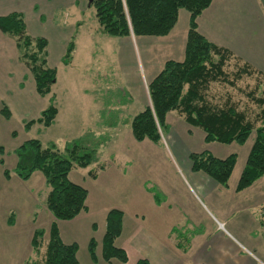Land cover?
Wrapping results in <instances>:
<instances>
[{"label": "rangeland", "instance_id": "374dc122", "mask_svg": "<svg viewBox=\"0 0 264 264\" xmlns=\"http://www.w3.org/2000/svg\"><path fill=\"white\" fill-rule=\"evenodd\" d=\"M75 18L79 19L75 22V28L78 21L81 27L77 28L70 40L75 43L71 65L65 66L62 62L66 51L61 56L57 49L52 52V58L55 57L59 62L52 64V68L57 69V81L50 95H38L34 78L20 61L19 53L11 80L1 81L0 84L1 90L11 88L7 97L0 94V111L6 104L12 112L10 120L0 116V148L4 152L3 156L0 154V160L5 161L4 166L0 165V264L43 260L45 248L37 256L31 247V240L34 231L42 228L47 232L45 243L48 241L49 228L53 222L46 205L49 188L40 172H35L29 181H22L14 172L18 161L16 149L33 139L39 140L43 147L54 143L60 151L75 140H80L83 146L97 148L96 164L88 169L75 167L70 173V180L89 193L86 202L89 213L82 214L75 224L61 223L65 243H77L79 247L78 259L81 264H95L88 253L92 238L98 242L99 264H108L102 259V239L106 230V217L112 209H122L129 216L140 206L148 210L147 221L142 228L131 220L127 221L126 235L133 229L151 231L154 221H158L161 228L174 226L178 230L176 233L184 232L189 236L210 226L211 233L216 228L210 241L217 236L220 238L217 214L207 207L196 205L184 186V170L191 165L189 155L204 151L219 159L237 155V164L229 181L230 191L222 196L225 207L231 206V214H234L227 230L240 240L252 239L256 245L255 248L250 247V251L258 258L259 264L264 263V204L256 212L253 208L244 210L239 205L248 204L255 194L235 193L255 135L243 146L236 143L208 144L201 129L188 125L181 113L172 112L167 117L169 131L162 133L160 146L150 141L136 142L131 122L146 106L151 105L149 84L163 69L166 61H181L183 58L169 56L166 46L157 45L162 41L161 37L116 38L103 33L91 0H81ZM179 26L182 27V23L179 22ZM50 56L49 65L53 63ZM241 67L234 60L227 64L225 72L230 80L235 79ZM263 87L264 81L260 76L244 74L236 81L235 87L222 82L210 84L205 97L216 108L225 107L228 103L235 104L238 110L259 126L257 115L261 108L247 94L254 92L255 96H259ZM52 97L59 109L55 123L51 127L35 124L25 131V124L37 120L50 105ZM13 133L17 136H12ZM6 170L11 174L10 180L4 177ZM91 170L97 173V180L89 176ZM147 189L156 190L161 196L162 203L158 205L162 206L157 213L149 210V199L145 196V205L142 204V194L145 191L150 193ZM256 190L258 202L264 200V180ZM150 194L154 199L153 194ZM249 194L251 196H247ZM212 195L218 196L217 193ZM155 214L157 218L154 220ZM195 215L201 217V227L193 226ZM187 218V222L192 225H183ZM94 224L96 231L93 230ZM222 232L226 240H232L230 233ZM123 240L122 237L116 244L119 246ZM130 253L135 259L136 255ZM247 255L250 257V254ZM113 264L120 263L113 261Z\"/></svg>", "mask_w": 264, "mask_h": 264}, {"label": "trees", "instance_id": "16d2710c", "mask_svg": "<svg viewBox=\"0 0 264 264\" xmlns=\"http://www.w3.org/2000/svg\"><path fill=\"white\" fill-rule=\"evenodd\" d=\"M213 0H92L95 17L103 33L111 37H166L176 27L179 13L185 10L190 14L185 57L183 61L168 60L163 69L148 86L151 105L146 106L131 122L133 138L136 142L150 141L160 146L162 133H168L167 117L172 112H179L185 117L188 125L201 129L206 143L245 145L254 134L255 139L249 151L245 167L240 175L236 192L252 187L264 177V87L260 95L249 92L247 96L261 111L257 122L238 110L233 103L225 107H213L205 97V91L212 83H224L235 87L236 81L246 74H256L250 67L242 66L230 80L225 67L232 59V54L210 41L198 30L197 20L207 10ZM80 25V24H79ZM0 31L13 38L17 45L19 59L33 76L36 92L41 97L51 94L57 81V69L48 63V41L45 38H34L27 30L22 14L12 13L0 17ZM75 50L74 41H70L62 60L69 66ZM257 75V74H256ZM259 76V75H258ZM264 81V79H262ZM59 114L54 97L50 105L41 112L37 120L25 124L29 131L35 124L51 127ZM6 120L12 118V112L6 104L0 111ZM12 136H17L13 133ZM0 154L4 152L0 148ZM16 176L22 181H29L35 172L45 178L49 191L46 196L47 209L54 221L49 228L48 241L45 243L46 231L36 229L31 240L34 253L39 256L43 249V260L29 259L22 264H81L78 259L77 243L67 244L63 241L59 221H72L83 212L88 211V191L70 180V173L77 167L88 169L98 162L97 148L83 146L80 140L68 143L60 151L54 143L43 147L39 140H29L16 149ZM193 172H202L224 188H228L238 157L232 154L219 159L208 151L189 155ZM4 166L5 161L0 160ZM89 176L96 180L97 173L89 171ZM4 177L11 179L8 170ZM155 202L161 204V196L151 189ZM124 212L112 209L106 217V230L102 239V259L111 264L117 261L126 264L129 261L127 252L116 245L123 233ZM97 227L94 224L93 230ZM172 230L177 247L187 252L192 238L184 232ZM98 242L90 239L88 253L93 263H98ZM137 264H149L139 260Z\"/></svg>", "mask_w": 264, "mask_h": 264}, {"label": "crops", "instance_id": "0c3cea01", "mask_svg": "<svg viewBox=\"0 0 264 264\" xmlns=\"http://www.w3.org/2000/svg\"><path fill=\"white\" fill-rule=\"evenodd\" d=\"M80 2L81 0H0V17L12 13L22 14L28 33L34 38H45L48 41V58L51 55L50 61L53 63L51 62L50 66L52 67V64L59 62L55 57L52 58L53 50L57 49L60 56L64 54L77 28L81 27L80 21H78L75 28V22L79 20L75 16L79 13ZM189 19L190 14L181 10L176 27L168 36L161 37L162 41L157 44L166 46L165 50L169 56L178 55L183 58L181 61L185 57ZM179 22L182 23V27L179 26ZM197 23L200 34L208 41L228 50L233 56L232 61H236L241 66L250 67L264 79V0H213L211 6L200 15ZM17 51L15 40L0 31V84L1 81L11 80L10 77L18 61ZM10 89L1 90L0 88V94L7 97ZM184 174L185 189L195 204L199 207L201 205L207 207L217 214V219H215L219 223L217 231L220 230V238L217 236L218 238L210 241L216 228L211 233L210 226H206L204 231L192 238L188 251L181 252L172 235V230L176 227L161 228L158 221H154V228L151 231L133 229L126 235L127 221L131 220L139 228H142L147 221L146 212L148 210L140 206L129 216L121 209L124 212L123 233L118 240L122 237L124 240L119 246L116 245L127 252L129 261L126 264H137L142 259L147 260L149 264H259L258 258L251 252L250 247L255 248L256 245L253 244L252 239L243 238L240 240L227 230V225L234 214H231V206L225 207L226 204L222 202V196L226 194V191H230V186L224 188L206 174L193 172L191 165L186 166ZM263 180L264 178L242 192H236L235 189V193L238 195L248 192L255 194V198H252L248 204H240L239 207L241 206L244 210L253 208L256 212L257 208L264 204L263 199L259 202L256 199V189ZM145 192L142 194V204L145 203V196L149 199V210L157 213L162 205H158L151 194ZM213 193H217L218 196L213 197ZM247 196H251V194ZM84 213H89V210L82 214ZM82 214L68 222L75 224ZM195 217L192 220L193 226L201 227V217L197 215ZM156 218L155 214L154 220ZM187 221H189L188 218L183 225L190 224ZM63 222H58L60 233ZM234 230L236 231V229ZM222 231L230 233L233 241L226 240ZM61 237L64 241L62 233ZM172 239L175 242L172 243ZM130 252L136 255L135 259L131 257ZM247 253L250 254V257ZM95 264H99V262Z\"/></svg>", "mask_w": 264, "mask_h": 264}, {"label": "water", "instance_id": "95a60500", "mask_svg": "<svg viewBox=\"0 0 264 264\" xmlns=\"http://www.w3.org/2000/svg\"><path fill=\"white\" fill-rule=\"evenodd\" d=\"M92 1V0H91Z\"/></svg>", "mask_w": 264, "mask_h": 264}]
</instances>
